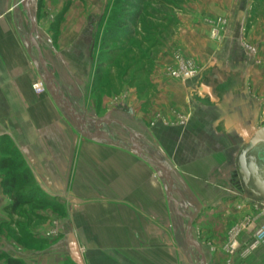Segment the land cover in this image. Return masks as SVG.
Segmentation results:
<instances>
[{
    "label": "crops",
    "instance_id": "crops-1",
    "mask_svg": "<svg viewBox=\"0 0 264 264\" xmlns=\"http://www.w3.org/2000/svg\"><path fill=\"white\" fill-rule=\"evenodd\" d=\"M14 2L18 0H0V224L13 203L3 185L11 171L9 176L21 177L18 184L28 178V193L38 190L60 204L71 194L77 239L111 250L108 259L100 255L94 264H128L125 242L143 240L141 224L158 228L160 222L153 218L160 214L156 209L165 207L155 199L163 191L149 179L152 161L173 179L174 204L180 208H185L183 193L194 198L201 182L204 192L219 193L218 179L229 175L228 185H221L226 207L221 220L241 203L242 211L236 212L243 224L241 247L251 240L252 230L264 222L263 201L244 192L237 158L264 127V0H187L188 11L181 5L173 9L177 23L169 39L157 36L150 44L157 50L147 58L153 68L144 90L143 80L133 83L117 76L115 64L95 77L94 66L101 62L97 48L105 44L102 35L110 22L104 10L68 7L55 32L48 22L34 29L35 46L26 20L29 11L25 17ZM246 16L253 19L241 42ZM221 18L224 33L214 40L211 32ZM245 43L257 49L248 62ZM106 45L126 49L130 42ZM176 55L193 65L194 77L166 76L167 68L177 65ZM42 73L50 77L37 94L32 85ZM72 113L96 118L99 136L82 135ZM137 133L143 144L135 140ZM129 142L139 148V156L128 149ZM263 246L248 255L242 250L241 259ZM69 259L62 249L43 263Z\"/></svg>",
    "mask_w": 264,
    "mask_h": 264
},
{
    "label": "rangeland",
    "instance_id": "rangeland-1",
    "mask_svg": "<svg viewBox=\"0 0 264 264\" xmlns=\"http://www.w3.org/2000/svg\"><path fill=\"white\" fill-rule=\"evenodd\" d=\"M186 1L31 0L24 2V0H18L14 3H17L20 13L25 17L29 11L30 18L27 19L26 17V20L31 28L32 20L35 28L43 27L48 22L47 26L52 32L56 30L55 26H57L59 14L68 7L75 10H99L100 14L104 10L105 14H108V20L127 24L129 31L126 36L128 40L130 39V45L126 49L125 47L118 49L106 44L100 45L97 48V54L103 59V63L101 65L95 64L94 71L100 69L103 72L106 65L115 64L114 66L118 71L117 76H127L133 83L143 80L144 90L147 80L146 74L153 68V60H147V58H153V54L157 50L156 48L151 49L150 44L155 42L157 36L159 40L162 38L161 36L169 39L172 32L171 27L175 22L177 23V17L172 16L173 9L181 5L183 10L188 11ZM261 10L264 11V9ZM252 19L253 17L251 19L249 16L245 17L246 30L241 29L239 31L241 42H244L243 38L247 34V28L251 25ZM218 22L222 27L221 37L224 33L225 20L221 18ZM162 29L165 31L160 34ZM123 51L126 55L123 54ZM245 51L247 54L246 62L251 61L250 58L257 54L255 46L248 43H245ZM130 55L131 57H129ZM141 63L143 64V78L140 74ZM246 64L250 66L249 63ZM111 72V77H113V69ZM42 74L41 81L45 88V81L49 80L50 76L45 73ZM83 115L84 119H80L73 113L71 114L79 124L80 133L84 136H90L88 134L95 132L94 126L97 119L87 114ZM81 121L85 122L87 131H83L81 128ZM100 122L102 121L99 120L98 123ZM96 136L99 134L97 133ZM135 140L142 144L144 142V138H141L138 133ZM134 145V143L129 142L126 146L133 154L139 156V148L135 150ZM154 150L159 152L158 149ZM148 162L151 165L147 166L153 172L149 179L153 177V183L163 191L155 199L163 200L165 207L162 210L156 209V212L160 214L153 218L154 221L157 219L161 226L159 224L158 228H155L156 225H151V222L148 227L141 224L143 225V240L125 242V253L129 258L128 264H264V246L247 260L241 259L242 250H245L246 255L251 253L247 252V249L252 242L251 238L241 247L243 224L236 219V212L242 211L243 208L241 203L234 204L229 209L230 212L227 217L221 220L222 213L226 209L225 204L220 199L223 196L222 188L225 187H221V185H228V182L231 181L229 175H223L222 180L218 179L221 190L219 193L204 192V183L202 182L197 186L200 188L194 198L183 193L182 195L186 199L185 208H180L174 204L173 179L168 176L164 169L165 173L156 167V162ZM14 164H17V161ZM12 174L13 172L9 171L4 181L10 180L11 176L9 175ZM28 181L19 180V184L17 183L14 189H7L6 193H11L9 195L13 202L15 198H18L22 204L13 210L10 207L6 213L7 218L0 224V264H9V261L14 264H44V260L49 255L55 257L60 254L62 249L67 251L72 259V261L69 259L65 264H94L93 262L96 263L100 255L104 258L106 256L108 259V253L111 251L109 247L101 249L99 247L100 242H85L77 239L79 231L72 222L71 215L72 212L76 211V205L72 204L71 194L62 199L63 204H60L58 198L50 197L38 190L28 193L29 187L26 186ZM234 194H232L233 197H239L238 194ZM141 213L143 215V209H141ZM190 223L189 240L191 239L199 247V251L204 257L202 263L199 251L190 245L186 239V232ZM257 227L252 230V236ZM74 256L79 260L78 263L74 261ZM53 262L55 264V260ZM107 264L109 263L107 262Z\"/></svg>",
    "mask_w": 264,
    "mask_h": 264
},
{
    "label": "water",
    "instance_id": "water-1",
    "mask_svg": "<svg viewBox=\"0 0 264 264\" xmlns=\"http://www.w3.org/2000/svg\"><path fill=\"white\" fill-rule=\"evenodd\" d=\"M34 29L35 25L32 20L31 40L36 46L32 38ZM155 166L165 173L161 166ZM237 172L241 179L243 190L248 197L254 200L264 201V127L257 130L241 150L237 158ZM190 226L191 223L188 224V230L186 232L187 241H189ZM190 245L199 251V247L197 245ZM200 255L202 263L204 257L201 253Z\"/></svg>",
    "mask_w": 264,
    "mask_h": 264
},
{
    "label": "built area",
    "instance_id": "built-area-1",
    "mask_svg": "<svg viewBox=\"0 0 264 264\" xmlns=\"http://www.w3.org/2000/svg\"><path fill=\"white\" fill-rule=\"evenodd\" d=\"M222 31V27L220 25V23L218 22L217 25L213 28L212 32H211V36L213 39H218L220 37V33ZM176 61V66L173 67H169L167 68L166 71V75L171 77V78H175V79H179V80H185L191 77H194L196 72L195 69L193 68V65L190 64L188 61L183 60L180 56L176 55L175 59ZM32 88L34 90L35 93L39 94L42 93L44 91V87H43V83L41 80L36 81L33 85ZM82 122V129L83 131H87V126L85 124L84 121ZM98 127V126H97ZM99 128H97L98 130ZM98 133V131H95L93 133H90L88 135L92 136H96V134ZM261 212L264 215V201L261 207ZM264 245V222L259 225L255 232L253 233L252 236V242L249 246V248L247 249V252H252L253 250H255L256 248H258L259 246Z\"/></svg>",
    "mask_w": 264,
    "mask_h": 264
},
{
    "label": "trees",
    "instance_id": "trees-1",
    "mask_svg": "<svg viewBox=\"0 0 264 264\" xmlns=\"http://www.w3.org/2000/svg\"><path fill=\"white\" fill-rule=\"evenodd\" d=\"M61 17H62V14L59 15L58 22L60 21ZM58 22H57V24H58ZM130 23H132V22L130 21ZM55 28H56V26H55ZM128 29H129V27L127 26V24H124L123 22H115L114 20H112L109 22L108 29L102 35V41L105 44H110V43L116 42V41H129L130 39L128 40V38L126 36V33H128V31H129ZM99 61H101L99 64V65H101V63L103 62V59L100 57ZM100 74H101L100 69L96 70L95 77H100ZM2 164H3V168H5V169L11 168V165L8 164L7 162L6 163L2 162ZM18 179H21V177H19V175L16 177L13 175V176H11L10 180L4 181L3 185L5 188L14 189V187L17 184ZM23 180H27V177L24 176ZM21 204H22L21 200H19L18 198H15L14 202L11 205L12 210L16 209ZM9 264H14V263L9 261Z\"/></svg>",
    "mask_w": 264,
    "mask_h": 264
},
{
    "label": "bare ground",
    "instance_id": "bare-ground-1",
    "mask_svg": "<svg viewBox=\"0 0 264 264\" xmlns=\"http://www.w3.org/2000/svg\"><path fill=\"white\" fill-rule=\"evenodd\" d=\"M24 2H25V0H24ZM135 146H136V145H134V147H135ZM189 234H190V233H189ZM189 243H190V244H194V242H193L191 239L189 240Z\"/></svg>",
    "mask_w": 264,
    "mask_h": 264
}]
</instances>
